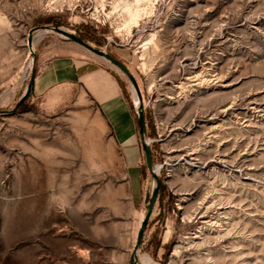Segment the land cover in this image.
Segmentation results:
<instances>
[{
  "label": "rangeland",
  "instance_id": "rangeland-1",
  "mask_svg": "<svg viewBox=\"0 0 264 264\" xmlns=\"http://www.w3.org/2000/svg\"><path fill=\"white\" fill-rule=\"evenodd\" d=\"M67 56L133 120L80 82L28 93ZM0 109V264H264V0H0Z\"/></svg>",
  "mask_w": 264,
  "mask_h": 264
},
{
  "label": "crops",
  "instance_id": "crops-1",
  "mask_svg": "<svg viewBox=\"0 0 264 264\" xmlns=\"http://www.w3.org/2000/svg\"><path fill=\"white\" fill-rule=\"evenodd\" d=\"M74 81L80 82L93 95L99 105V95L109 100V102L121 98L122 103H120L124 106L123 109L125 108L123 112L125 114L127 112L131 120H133L132 113L117 78L108 69L93 60L68 56L50 60L37 77L34 78L32 90L40 93L61 83ZM100 109L103 117L112 126L101 105ZM135 160L133 163H135Z\"/></svg>",
  "mask_w": 264,
  "mask_h": 264
},
{
  "label": "water",
  "instance_id": "water-1",
  "mask_svg": "<svg viewBox=\"0 0 264 264\" xmlns=\"http://www.w3.org/2000/svg\"><path fill=\"white\" fill-rule=\"evenodd\" d=\"M71 36H73L74 38H76L73 34H69ZM32 35H30V39H32ZM79 42H81L82 44H84L86 47H90L91 46L84 40L80 39V38H76ZM95 51L97 52H102L103 55L109 59L112 63H114L115 65H117L119 68H121L124 72L127 73V75L135 82V85H136V88L138 89L139 86H138V83L136 82V79H135V76L134 74L130 71V69L128 68V66L119 58H117L116 56L108 53L107 51H102V50H98L96 49ZM33 82H34V76L32 77L31 81H30V84H29V87H28V93L31 92L32 90V86H33ZM27 93V94H28ZM26 94V95H27ZM17 108H14L13 110H15ZM13 110H1L0 109V112H11ZM139 125H140V130L141 132L143 133L144 132V118H143V114L140 115V118H139ZM145 152H146V161H147V166L148 168L150 169V171L154 172L153 170V163H152V157H151V152H150V148L148 146L145 147ZM157 199H158V194H154L152 196V199H151V203H150V206H149V210H148V217L150 216V214H152L153 210H154V207L157 203ZM146 224H147V219H145L143 221V223L141 224V228H140V233H139V236H138V240L135 244V250H137L138 246L140 245L141 243V240H142V236H143V232H144V229L146 227Z\"/></svg>",
  "mask_w": 264,
  "mask_h": 264
},
{
  "label": "bare ground",
  "instance_id": "bare-ground-1",
  "mask_svg": "<svg viewBox=\"0 0 264 264\" xmlns=\"http://www.w3.org/2000/svg\"><path fill=\"white\" fill-rule=\"evenodd\" d=\"M49 31H54V28H45V29H42L40 30L38 33H36L34 35V37H32V39H29V44L31 45V47H34L33 44L34 42H36L39 38H41L45 33H48ZM73 33V32H72ZM35 45V44H34ZM86 47V46H85ZM87 49H89L90 51L94 52L95 54H97L100 58L108 61L111 63V61L109 59H107L102 52H97L95 51L96 48L92 47H86ZM33 59V58H32ZM31 63H33V60L30 61ZM112 64V63H111ZM114 65L117 69H119V67L117 65H115L114 63L112 64ZM133 92H134V98H135V102H136V105L140 104V97H139V93L136 89V87L134 86L133 87ZM144 103V102H143ZM149 141V140H148ZM156 171V170H155ZM140 260H141V263L140 264H145V263H149L152 261V258L149 257L148 255H141L140 256Z\"/></svg>",
  "mask_w": 264,
  "mask_h": 264
}]
</instances>
